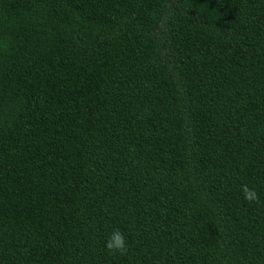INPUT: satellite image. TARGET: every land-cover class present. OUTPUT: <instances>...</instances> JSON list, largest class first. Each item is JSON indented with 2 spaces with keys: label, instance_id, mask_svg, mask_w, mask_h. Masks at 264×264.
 <instances>
[{
  "label": "trees",
  "instance_id": "obj_1",
  "mask_svg": "<svg viewBox=\"0 0 264 264\" xmlns=\"http://www.w3.org/2000/svg\"><path fill=\"white\" fill-rule=\"evenodd\" d=\"M0 264H264V0H0Z\"/></svg>",
  "mask_w": 264,
  "mask_h": 264
},
{
  "label": "clouds",
  "instance_id": "obj_2",
  "mask_svg": "<svg viewBox=\"0 0 264 264\" xmlns=\"http://www.w3.org/2000/svg\"><path fill=\"white\" fill-rule=\"evenodd\" d=\"M242 193L244 198L249 201H259V195L254 187H249L248 185H242ZM106 249L111 254H125L127 252V241L125 235L119 230H113L112 234L108 237L106 241Z\"/></svg>",
  "mask_w": 264,
  "mask_h": 264
}]
</instances>
